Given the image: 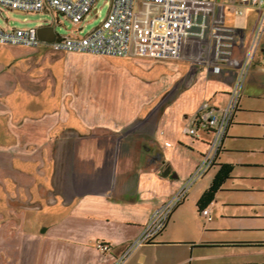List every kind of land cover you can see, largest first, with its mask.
Segmentation results:
<instances>
[{
    "label": "crops",
    "instance_id": "obj_1",
    "mask_svg": "<svg viewBox=\"0 0 264 264\" xmlns=\"http://www.w3.org/2000/svg\"><path fill=\"white\" fill-rule=\"evenodd\" d=\"M244 8L249 11L245 24L237 28L232 23L236 17L230 20L241 31L236 57H241L247 48L257 17L254 8ZM3 11L24 14L4 9L1 15ZM49 11L45 10L58 23L61 15ZM3 21L1 26L11 27L8 19ZM40 26L46 25L31 27ZM75 33L74 26L68 35ZM3 46L0 45V264H113L140 234L152 211L193 173L210 137L189 136L186 128L204 101L215 107L227 103L236 68L225 67L216 78L208 80L204 67L195 65L191 73L195 80L172 104L134 107L133 103L116 101L117 85L106 82L105 86L103 82V86L94 87L98 76L77 70L61 73L58 86L48 87L41 96H32L29 87L18 86L15 70L10 67V53L18 55L22 49L11 46L7 50ZM28 49L54 52L47 43ZM256 61H264V37L241 91L251 90L245 81ZM182 64L192 68L187 62ZM175 72L174 78H182L179 69ZM229 129L214 165L218 169L221 164L233 168L206 207L212 217L210 223L204 226L197 202L218 169L210 171L208 180H197L190 187L165 229L153 242L137 248L124 264H213L214 258H226L227 254L210 250L226 246L238 248L229 256L250 258L243 264H252L254 258L264 260V238L226 242L210 237L215 231L226 230V212L215 202L232 189L226 183L234 179V165L226 162V154L233 149L226 141ZM166 169L169 173L163 176ZM254 177L263 179L264 175ZM252 191L263 192L264 188ZM222 202L224 206L237 203L230 197ZM242 202L245 203L239 205L264 206L263 202ZM240 215L237 214L249 219L259 215L264 218V211ZM247 227L264 229V224ZM99 241L109 244L111 252L97 250Z\"/></svg>",
    "mask_w": 264,
    "mask_h": 264
},
{
    "label": "built area",
    "instance_id": "obj_2",
    "mask_svg": "<svg viewBox=\"0 0 264 264\" xmlns=\"http://www.w3.org/2000/svg\"><path fill=\"white\" fill-rule=\"evenodd\" d=\"M108 11L102 22L84 36L82 24L98 0H0L2 10L24 14L50 10L76 27L72 35H58L47 43L54 52L140 60L186 61L221 74L225 67L236 68V78L227 103L221 107L204 101L191 118L186 134L209 136L207 150L190 177L156 207L140 234L113 264H124L139 247L153 242L165 229L174 210L185 200L190 187L215 163L238 106L244 79L254 63L264 37V0H104ZM245 6L256 10L257 17L249 43L241 57L235 56L241 31L230 20L244 14ZM44 44L37 28H5L0 25V45L36 48ZM200 214L212 217L207 208ZM96 248L111 252L99 241Z\"/></svg>",
    "mask_w": 264,
    "mask_h": 264
},
{
    "label": "rangeland",
    "instance_id": "obj_3",
    "mask_svg": "<svg viewBox=\"0 0 264 264\" xmlns=\"http://www.w3.org/2000/svg\"><path fill=\"white\" fill-rule=\"evenodd\" d=\"M107 11L108 5L105 1L98 0L82 24L83 29L79 35L84 36L98 26L105 18ZM248 16L249 11L244 8V14L237 16L232 22L233 25L237 28L241 27L240 25L246 23L245 19ZM5 18L8 19V24L11 27L16 28H27L36 26L39 23L41 25H52L58 35H68L74 28L71 22L64 17L59 16L57 23L54 16L45 11L34 14L3 11L0 17V25L4 24L3 19ZM251 22L252 20L249 19L250 24ZM18 47L22 49L21 54L10 53L9 59L12 61L10 67L12 71L15 70L18 86L29 87V91L33 92L32 96H41L48 87L58 86V76L61 73L77 70L97 75L98 78L96 77L95 80L98 81L97 83L95 81L94 87L103 86V82L105 86L106 82L111 85H117L118 97L116 101L118 102L133 103L135 104L134 107L141 105L150 108L167 107L175 101L182 90H185L195 80V77L191 74L195 70V65H190L191 69L187 65L182 64L183 66H181V63L186 61L126 59L80 53L65 54L28 49V47L24 46ZM3 48L9 50L12 47L4 45ZM7 54L9 56L8 52ZM255 66V69L249 72L245 81V86L249 83L251 90L241 91L235 112L237 119L235 117L232 120L233 124L231 123L229 126L230 129L228 128L229 135L226 141L233 149L226 154V162L234 165V179L226 183L227 187L232 189L227 190L226 194H221V198L218 201L215 200V205L226 212V219L223 220L226 230L215 231L210 234V237H213L214 240L235 242L237 240L244 241L246 238H264V229H256L258 227L250 229L247 227L264 224V218L260 217L261 215L252 219L237 216V214H247L245 216H248L255 210L264 211L263 205L257 207L239 205L245 203L242 201L264 203V191H252L253 188H264V178L255 179L254 177V174L264 175V61H256ZM176 69L181 71L182 78H174ZM203 70L206 73V79L217 77L216 74L210 72V69L204 67ZM155 71L160 72L159 75H155ZM154 75L156 77H153ZM0 102H3L1 97ZM239 107L243 109L239 111ZM153 112L154 109L151 110L150 114H153ZM213 169H218V166H212L208 170L209 172L207 171L209 174L203 178L206 172L198 179L197 183L204 179V181L208 180V176L211 174L210 171H213ZM226 197H230L231 200L237 203L234 202L232 205L227 203L228 205L224 206L225 203H221V201L226 200ZM200 218L204 226L210 223L201 214ZM237 249L226 246V249L216 248L210 250L214 254H227L226 258H214L213 264H243L246 260L250 261L249 257L229 256L228 253ZM252 264H264V260L260 262L254 258L252 259Z\"/></svg>",
    "mask_w": 264,
    "mask_h": 264
},
{
    "label": "trees",
    "instance_id": "obj_4",
    "mask_svg": "<svg viewBox=\"0 0 264 264\" xmlns=\"http://www.w3.org/2000/svg\"><path fill=\"white\" fill-rule=\"evenodd\" d=\"M232 168V165L229 164L219 165V169L215 174L210 186L203 192L197 202L199 212L212 203L222 184L230 177Z\"/></svg>",
    "mask_w": 264,
    "mask_h": 264
},
{
    "label": "water",
    "instance_id": "obj_5",
    "mask_svg": "<svg viewBox=\"0 0 264 264\" xmlns=\"http://www.w3.org/2000/svg\"><path fill=\"white\" fill-rule=\"evenodd\" d=\"M37 36L40 41L45 43H52L56 39L57 33L55 27L52 25L40 26L37 28ZM169 169H166L163 176H167Z\"/></svg>",
    "mask_w": 264,
    "mask_h": 264
}]
</instances>
